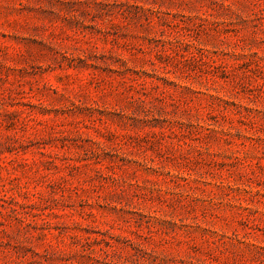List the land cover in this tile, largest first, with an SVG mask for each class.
Here are the masks:
<instances>
[{
    "label": "rangeland",
    "instance_id": "rangeland-1",
    "mask_svg": "<svg viewBox=\"0 0 264 264\" xmlns=\"http://www.w3.org/2000/svg\"><path fill=\"white\" fill-rule=\"evenodd\" d=\"M0 264H264V0H0Z\"/></svg>",
    "mask_w": 264,
    "mask_h": 264
}]
</instances>
